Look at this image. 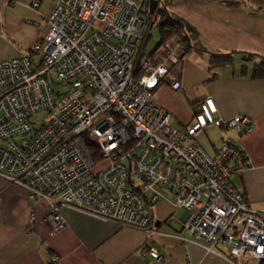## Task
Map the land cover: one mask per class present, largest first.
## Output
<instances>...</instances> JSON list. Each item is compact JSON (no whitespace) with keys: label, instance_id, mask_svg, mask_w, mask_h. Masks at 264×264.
<instances>
[{"label":"built area","instance_id":"2783aa9c","mask_svg":"<svg viewBox=\"0 0 264 264\" xmlns=\"http://www.w3.org/2000/svg\"><path fill=\"white\" fill-rule=\"evenodd\" d=\"M148 1L56 0L30 54L0 60V178L46 205L51 234L67 227L61 207L154 234L149 209L166 201L209 253L264 264V209L233 183L251 166L239 138L253 123L218 117L208 96L185 129L174 127L155 95L181 89L185 47L174 38L144 52ZM211 126L226 133L213 155L198 140Z\"/></svg>","mask_w":264,"mask_h":264},{"label":"crops","instance_id":"0c3cea01","mask_svg":"<svg viewBox=\"0 0 264 264\" xmlns=\"http://www.w3.org/2000/svg\"><path fill=\"white\" fill-rule=\"evenodd\" d=\"M33 1L0 0V60L30 54L47 33L46 19L56 0H38V9L31 7ZM157 1V8L164 6L184 23L193 47L182 58L181 89L162 85L155 95L157 104L173 115L179 130L192 122L208 96L217 105L218 117H249L253 131L239 141L251 166L235 178L239 187L233 183L252 208L264 209V79L254 77L264 58V0ZM213 53L232 60L218 66L212 63ZM222 132L219 144L211 142L209 154L221 146L226 136ZM227 135L237 137L233 131ZM33 209L35 224L30 217ZM177 213L157 218L153 234L61 207L67 227L51 234L46 205L31 200L23 187L0 178V264H236L225 254L209 253L200 240L187 235L182 227L186 213L181 217ZM150 249L162 252L165 260L155 261L146 254ZM54 257L59 260L53 262Z\"/></svg>","mask_w":264,"mask_h":264},{"label":"trees","instance_id":"16d2710c","mask_svg":"<svg viewBox=\"0 0 264 264\" xmlns=\"http://www.w3.org/2000/svg\"><path fill=\"white\" fill-rule=\"evenodd\" d=\"M145 12L148 14L149 11ZM147 21L148 25L153 24L152 21H154V25L155 23L157 24L160 34L159 43L157 47L151 52L152 54H154L161 46L168 44L174 37L181 40L184 44L185 53L183 56L188 54L193 49L191 46V41L186 35L184 23L173 17L164 6L158 7L155 14H149ZM231 60L232 58L230 56L218 55L215 53L212 54V63L218 66H224L230 63ZM254 77L264 79V58H262L261 62L256 65Z\"/></svg>","mask_w":264,"mask_h":264},{"label":"rangeland","instance_id":"374dc122","mask_svg":"<svg viewBox=\"0 0 264 264\" xmlns=\"http://www.w3.org/2000/svg\"><path fill=\"white\" fill-rule=\"evenodd\" d=\"M157 6H158L157 0H149L146 4L145 10L152 12V14H155L157 12L156 9H158ZM152 23L153 24H150L147 26V31H149L150 36H149V40L144 46V52L146 54H150L157 47L159 43V39H160L159 38L160 34H159L157 24L155 23L154 25V21H152ZM182 45H183V42H182ZM43 117L44 115L38 116V120H42ZM222 135H223L222 130L218 129L217 127H210L205 131V133H203L199 137V142L207 152H211V148H212L211 142H215L219 144L221 141ZM236 177H234L233 180H234V183L239 187L238 179H235ZM177 211L179 213V214L177 213L178 217H181L184 214V210H177L169 202H166V201L160 202L159 204L155 205L153 208L149 209V213H150L149 217L151 221L150 226L155 227V222L157 218H162L164 220V218H166L165 216H168L172 212H177ZM155 212L157 213V217L155 216ZM174 225H175L174 223L173 224L171 223V226H174ZM247 260L249 264H254L252 259L247 258Z\"/></svg>","mask_w":264,"mask_h":264}]
</instances>
